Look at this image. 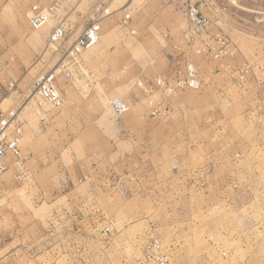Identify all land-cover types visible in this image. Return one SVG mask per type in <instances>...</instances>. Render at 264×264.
<instances>
[{"label": "crops", "instance_id": "1", "mask_svg": "<svg viewBox=\"0 0 264 264\" xmlns=\"http://www.w3.org/2000/svg\"><path fill=\"white\" fill-rule=\"evenodd\" d=\"M99 1L62 0L52 24L32 30L31 8H46L49 0H0V112L20 111L19 150L27 178H19L16 159L8 155L0 175V264H28L41 252L52 264L80 257L97 261V248L88 252V247L99 244V230L107 224L110 248L121 243L135 259L133 253L143 250L141 241L154 226L151 214L160 215V224H170L164 212L181 211L183 224L192 221L199 185L206 187L208 214L221 210L234 219L223 216L222 224H248L243 216L248 208L231 205L229 198L241 199L264 157L259 140L264 134V35L234 30L212 8H199L209 34L224 31L230 39L229 52L214 60L200 53L198 40L192 45L184 39L190 0H114V13L101 22L95 47L79 55L72 80L54 79L62 105L54 109L44 102L39 108L29 98L32 84L59 58L46 48L49 34L62 20L70 43ZM199 4L211 5L208 0ZM125 6L133 10L127 27L121 26ZM188 65L200 75L197 91L165 95L154 89L156 79L184 78ZM243 70L244 82L237 85ZM115 99L127 107L118 118L109 105ZM149 101L169 114L151 118ZM201 171L204 176H195ZM23 180L32 183L27 195L41 202L42 221L43 215H34L39 210L14 209ZM164 197H180L182 206L164 209ZM138 219L144 224H130ZM138 225L141 234L122 242L125 231ZM122 252L115 248V254Z\"/></svg>", "mask_w": 264, "mask_h": 264}, {"label": "rangeland", "instance_id": "2", "mask_svg": "<svg viewBox=\"0 0 264 264\" xmlns=\"http://www.w3.org/2000/svg\"><path fill=\"white\" fill-rule=\"evenodd\" d=\"M202 1L190 0L191 4H194L195 7ZM208 1L211 5L200 7L199 4L198 10H200L199 8H202V10L208 9V7L212 8L213 12L219 17L220 22L225 21V24H229L232 29L246 32L256 31V33L264 35V0L257 3L250 0ZM49 24H52V22H48L42 29L47 28ZM92 48L90 47L89 49ZM235 83L237 85L242 84L238 83L237 80ZM259 140L264 141V134ZM262 160L260 164L261 168L259 167V170L255 173L256 178H252V175L245 182L241 199L238 200L235 197L229 198V202L232 203L231 205L243 203L248 208V212L243 215L246 216L248 224H241L242 227L240 228L238 224H222L223 216H228L226 218L223 217L224 221L234 219L230 217L232 214L227 213L223 215L224 213L221 210H215V212L211 210L210 214H208L206 197L204 195L206 187L199 185L200 187L195 186V188L200 192L201 198L196 197L192 199L193 204H197V209L193 212L190 223H182L181 211L164 212L163 217L167 218V223L170 224H160V215L158 213L151 214L152 218H150V222L154 226L149 228L150 235L147 238L148 240L145 239L141 242L145 244L151 239H158L168 255V264H264V157H262ZM197 175L198 177H202L205 175V172H196L195 176ZM23 178L27 179L26 176ZM29 188H32V183L23 180L20 191L17 192L18 197L14 198L16 200L14 202V209L16 208L18 212L26 213L39 210L40 214L35 213L34 215H43L40 217L42 221L45 213H43V208L40 207L41 202H37L27 195ZM164 200L166 202L164 209H168L169 207V211L174 207L178 211L182 206V198L180 197H164ZM57 217L58 215L54 214L51 216L54 220ZM49 222L48 220L47 224ZM130 224L144 223L138 219L131 221ZM106 226L111 228V224H107ZM141 232V225L131 227L125 231L121 241L126 243L125 241L130 240V236L141 234ZM60 235H62V232H60ZM97 240L99 241L98 245H90L88 247V252L95 251L97 248L96 253L99 255L97 261L94 259L87 261L83 257H80L76 258L73 262L65 259L59 260L55 264H123L124 262L135 264L142 258V250L140 251V248L138 253H133L135 259H130V249L128 247L122 246L121 243L116 245V242L110 248L111 242L108 245H103L99 237ZM77 246L78 244L75 243V247ZM123 247L124 249H122ZM115 248L121 249L123 252L115 254ZM73 249L71 246V251ZM43 253L41 252L31 257L28 264H52L53 261L47 258V254L42 255ZM198 258L200 260L196 261Z\"/></svg>", "mask_w": 264, "mask_h": 264}, {"label": "built area", "instance_id": "3", "mask_svg": "<svg viewBox=\"0 0 264 264\" xmlns=\"http://www.w3.org/2000/svg\"><path fill=\"white\" fill-rule=\"evenodd\" d=\"M61 1L49 0V5L42 9L38 6H33L30 11V26L32 30H39L44 27L59 9ZM113 1L102 0L94 4L86 17L85 28L70 43H67V30L64 27L63 21L60 20L57 22V25L48 36L46 48L56 52L59 58L52 69L34 80L29 93V98L36 99V104L39 108H41V104L44 102L49 103L54 109L62 105L63 101L59 98L53 86L54 79L61 75L67 81L72 80L73 73L79 67V55L99 41L101 22L114 13V10L110 9V4ZM250 1L257 3L261 0ZM120 10L124 12L121 19V26L127 27L130 23L133 10L128 6ZM185 13L189 24L184 35L185 41L193 45V42L198 40L202 45L200 53L210 55L214 60L223 58L229 52L231 44L226 32L220 31L214 36L209 34L208 20L194 4L188 3ZM131 33L133 32L131 31ZM245 73L246 70L239 72L237 77L238 83L244 81ZM200 84L201 78L199 73L193 66L188 65L185 68L184 78L171 80L156 79L153 82V87L156 91H160L165 95H173L182 90L197 91L200 88ZM137 86L145 95L150 96V91L141 83H137ZM148 104L151 106L149 112L151 118L162 119L169 114L168 108L154 106L151 101ZM109 105L116 118L127 111L125 104L118 99L111 100ZM23 125L24 121L18 109L0 112V175L7 170L4 160L10 155L16 159L15 165L19 172V178L26 176L19 150ZM92 212L96 216L100 214L96 206H93ZM98 237L103 245H108L112 240V229L109 226L102 227L99 230ZM168 261V255L159 240L151 239L144 244L142 258L135 264H168ZM123 264L127 263L124 262Z\"/></svg>", "mask_w": 264, "mask_h": 264}]
</instances>
